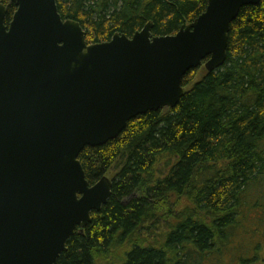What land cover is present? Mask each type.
<instances>
[{
  "label": "trees",
  "instance_id": "1",
  "mask_svg": "<svg viewBox=\"0 0 264 264\" xmlns=\"http://www.w3.org/2000/svg\"><path fill=\"white\" fill-rule=\"evenodd\" d=\"M208 2L56 0L89 45L131 38L149 23L156 37L176 35ZM0 4L9 25L17 8ZM184 87L175 109L139 116L116 140L81 153L90 186L111 175L112 196L58 264H225L244 212L264 221V0L232 24L225 65L192 70Z\"/></svg>",
  "mask_w": 264,
  "mask_h": 264
},
{
  "label": "water",
  "instance_id": "2",
  "mask_svg": "<svg viewBox=\"0 0 264 264\" xmlns=\"http://www.w3.org/2000/svg\"><path fill=\"white\" fill-rule=\"evenodd\" d=\"M0 4V264H58L112 196L113 181L90 186L79 157L116 140L139 116L175 109L184 78L227 60L231 26L262 0H209L194 22L156 37L89 45L56 0Z\"/></svg>",
  "mask_w": 264,
  "mask_h": 264
},
{
  "label": "rangeland",
  "instance_id": "3",
  "mask_svg": "<svg viewBox=\"0 0 264 264\" xmlns=\"http://www.w3.org/2000/svg\"><path fill=\"white\" fill-rule=\"evenodd\" d=\"M107 177L111 179L112 176ZM259 212H244L245 222L243 221V224L233 231L236 236L231 240L232 243L227 245V256L225 251L222 252L225 264H248L249 261L251 262L249 264H264V221L260 224L256 221ZM257 244L263 246L260 254L253 251ZM236 249L238 251H234ZM233 256H236L234 262Z\"/></svg>",
  "mask_w": 264,
  "mask_h": 264
}]
</instances>
